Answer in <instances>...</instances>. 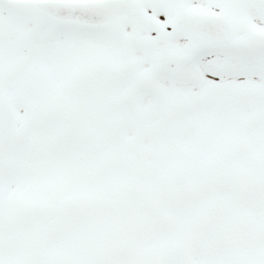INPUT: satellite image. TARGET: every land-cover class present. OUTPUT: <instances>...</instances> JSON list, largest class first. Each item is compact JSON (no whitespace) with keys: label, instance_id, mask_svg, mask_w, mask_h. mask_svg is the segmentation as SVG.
<instances>
[{"label":"snow or ice","instance_id":"6c2138e0","mask_svg":"<svg viewBox=\"0 0 264 264\" xmlns=\"http://www.w3.org/2000/svg\"><path fill=\"white\" fill-rule=\"evenodd\" d=\"M0 264H264V0H0Z\"/></svg>","mask_w":264,"mask_h":264}]
</instances>
